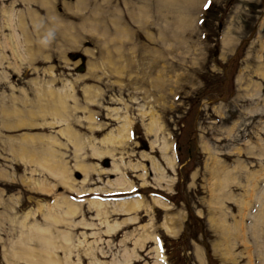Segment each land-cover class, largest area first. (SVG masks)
I'll return each mask as SVG.
<instances>
[{"label": "rangeland", "instance_id": "1", "mask_svg": "<svg viewBox=\"0 0 264 264\" xmlns=\"http://www.w3.org/2000/svg\"><path fill=\"white\" fill-rule=\"evenodd\" d=\"M10 8L24 15L32 31L25 44L33 55L21 62L7 43L12 26L5 18ZM31 14L41 16V35L34 30ZM107 48L120 53L127 65L123 73L108 76ZM90 68L108 77L88 78ZM50 79L55 87L64 80L74 82L76 97L66 98L64 112L86 137L80 152L61 136L62 123L34 114L39 104L36 83ZM93 83L102 88L96 102L86 100L82 91ZM86 103H92L93 120L101 126L89 124ZM114 107L128 115L130 135L110 145L114 156L95 158L92 141L98 145L119 125L108 114ZM0 113V264H30L13 250L20 235L18 223H46V205L61 196L72 197L81 210L72 218L75 224L54 225L79 226L81 218L91 222L88 232L103 234L98 242L106 256L99 258L107 262L114 254L122 257L124 248L132 249L146 230L157 233L160 243L145 238L130 264H153L157 255L164 256V264H264V238L256 237V226H247L253 224L250 212L257 211L254 191L244 185L248 172L264 174V0H0ZM153 117L174 154L172 166L152 144L154 133L146 130ZM47 135L57 137L54 150L66 164L70 181L85 191L72 189L33 160V152L48 154ZM22 144L31 151L25 158ZM115 156L126 164L137 163L123 168L131 189L112 191ZM216 160L222 169L239 168L221 198L211 189ZM153 163L166 179L156 180ZM35 180L47 181L52 188L39 190ZM92 188L102 191L87 193ZM153 194L166 198L168 206L154 204ZM127 195L140 196V208L130 214L110 208L104 218H93L89 199ZM248 201L250 205H244ZM132 216L133 221L127 219ZM119 222L114 234L107 235L104 226ZM31 242L43 259L46 245L40 235ZM83 264H89L87 258Z\"/></svg>", "mask_w": 264, "mask_h": 264}, {"label": "bare ground", "instance_id": "2", "mask_svg": "<svg viewBox=\"0 0 264 264\" xmlns=\"http://www.w3.org/2000/svg\"><path fill=\"white\" fill-rule=\"evenodd\" d=\"M10 10H12V11H10ZM10 10L6 11V18H5L6 23L8 25L12 26V28H11L12 32H11L10 36H8V42L7 43H9L10 46L13 47V52H14L15 56L17 57V61L21 62L23 57H26L28 55L31 57V55H33L32 53H29L30 52L29 46H28V48H26V46H27L26 44H28V43L25 44V41L28 38L30 41L31 37H30L29 33L32 34V31L30 30L28 24H26V21L24 19L23 14L17 13L13 8H10ZM143 11H145V10H143ZM40 17L41 16H39V15L31 14L34 30H35V32L36 31L39 32V35L42 34L41 32L44 29V27L41 26L42 23H40V22H42V21H41ZM19 29H21V31L23 32L22 34L19 32ZM119 29H118V31H119ZM44 31L46 32V30H44ZM69 35H71V34H69ZM76 37H77V39L75 41L78 40V36H76ZM26 42H28V41H26ZM114 47H116V46H114ZM114 50L115 49L112 50L111 48L110 49L107 48L105 50L106 54H107V60H108L106 62V64H107L106 69L110 73L108 76H111V74L114 72L120 73L122 71V73H123V69L125 68V66H127V65L123 64L122 61H120V59H119L120 53H116V51H114ZM124 62H125V60H124ZM94 66H96V68L99 67V65H94ZM108 76H103L102 73L98 75L94 71L93 68H90V71H89L87 77L88 78H94V79L100 78L99 80H101V79H103V77H108ZM116 79H118V78L116 77ZM53 83L54 82L52 79H50L48 82H43V84H42V81H38L36 83L38 90L37 89H35V90L38 91V93L36 91H35V93H37V97L39 99V101H38V99H36V101H38L39 104H37L38 107L35 110L34 114L35 115L39 114L42 117L44 116V114L49 115L50 119L48 121L45 119L46 122H51L54 124L62 123L63 125H62L61 131H60L61 136H63L64 138H67V140L69 139L70 142H73L76 145L77 152H80V151H78V149L80 148L79 146H81L84 142H86V137L79 135L80 133L76 129L73 128L70 115L66 114V112H64L65 108L67 106L66 105V98H68V97L75 98L76 97L75 94L73 93L74 82H71V80H69V81L64 80L60 86L57 85L58 87H55L53 85ZM82 91H83L84 98L88 101H91V102L98 101L100 99V96L102 95V88L98 84L95 85L94 83H93V85L82 87ZM35 96H36V94H35ZM14 100H16V99H14ZM40 102H41V104H40ZM91 104L90 103L85 104V109H87V112H88L86 115V118L89 119L90 125H92V126H99L100 125L101 126L100 122H99L100 124L98 122H96V123L94 122V120L96 119L95 118L96 114L91 110V107H90ZM74 105H75V103L73 104V106ZM76 106H77V103H76ZM78 109H79V107H78ZM120 111L121 110L118 107L110 108L108 110V114L112 116L111 119L115 120V122H118L117 124H119V125L117 127H115L114 129H111L110 131H108V133H106V135L101 139V141H102V142H100L101 144L99 143L97 145L95 142L92 141V143H94V144H92V150L94 152L93 154H94L95 158H99L105 153H109L112 156H114V150L115 149L110 145L115 144V143H123V141L126 138H128V135H130V119L128 118V115L126 113H120ZM1 112H3V111L1 110ZM29 112H30V110H29ZM93 118H95V119L93 120ZM46 122H45V124H47ZM38 123H40V122H38ZM41 123H42V121H41ZM159 128H160V124H159L157 117H153L152 121L146 126V130H148L151 133H154V140L152 141V144L158 145L159 150L161 152V155L163 157V160L166 162V164L168 166H172V165H174V154L171 150H169L170 144L166 140L165 136H163V137H161L162 135L160 136ZM96 129H98V127ZM47 138L48 139H44V140L47 143V147L50 148L48 151V154L43 152L42 156L40 157L38 155V154H40L39 152H38V154L33 152L36 150V149H34L32 151L33 152V154H32L33 160H36L42 167H47L49 170H51L54 173L55 176H57V177L60 176L61 181L64 184H66L67 186L73 187L72 189H74L78 192L79 191L80 192L85 191L79 187L74 186L72 184V181H70V174H69V170H67V168H66V164L63 162V160L60 161V157H58V153L54 150V148L56 146V144H54V143H56L58 141L57 137L55 135H47ZM89 140H88V142H89ZM81 142H83V143H81ZM20 148H21V151H23L21 157L24 156L23 158H25V156L28 153L31 155V153H30L31 151L29 152V150L25 146H23V144H22V146H20ZM170 151L172 153H170ZM112 160L113 161H112L111 170L115 171L116 175H117V178L112 182V187H113L112 191L119 190L118 192H121L120 190L124 191V190L131 189L133 184H131L130 179L126 175L127 173L125 171H123V168H124V166L131 167V165L133 166V164H134V166H136L137 163L126 164L122 161V159H120L118 157L116 158V156L113 157ZM220 163L221 162L218 160H216L214 162V175H215L214 177L215 178H214V182H212V185H211L212 186L211 189H212V191H214V194H215V192L219 193L217 198H221L226 193L227 188L231 184L232 180L235 178L234 177L235 173L239 169V168L236 169L235 166L232 167L231 169H227V168L222 169ZM78 166L83 168V169L84 168H86V169L90 168V166L84 165L81 163H78ZM152 167L154 169L155 178L158 182L160 180L162 181V179H166L164 170L160 166H158L156 163H153ZM89 175H90V172L87 171L85 179ZM254 175H255V173H254ZM261 175H263V176H261ZM261 175L253 176L252 173L248 172V181L244 184L246 187V190L248 192L254 191V194H253V197L255 198L254 204L256 203V208H257L256 213L250 212V214H251L250 217H251V220L253 221V224H250L247 226H256L257 227V229L254 232H255L256 237L259 239H260V237L264 238V209H263L264 201L262 202V199L264 198V185L263 184L261 185V183L264 181V174L261 173ZM34 184H36V186L38 188L40 187L39 190L42 189L45 191L46 190L50 191V189L52 188V186H50L47 181L35 180ZM157 187H159V185ZM96 189L92 188L87 193L93 194L94 192H98V191L101 193L102 190H96ZM103 197L96 196V197L88 200V204L90 206V209H92V213H94L93 218L98 217V216L100 218H104V216L107 215V213L109 211H111L110 208L112 210L116 211L117 213H126V214L129 213L130 214L132 211L134 212L135 210L140 208L139 206H141V203L143 202L142 199L140 198V196L139 197L128 196V195L122 196V197L117 196V198H115L113 200L112 199L105 200ZM105 197H108V196H105ZM152 200H153L154 204L156 203L157 205H160L162 207H165L166 203H167L166 198L164 200L163 197H161L157 194H153ZM246 204L250 205V201H248L247 203L246 202L244 203V205H246ZM46 206H47V208H49L48 212L45 213L46 223H44V224L37 223V225H34V224H31V225L26 224L25 225L24 218H26L28 215V214L27 215L25 214L26 216H24V218H23V221H24L23 225H19V223H18V226H20V228H19L20 235L12 243V245L15 247L13 249L14 252L21 254V256H25V257H22L23 261H27L30 264H83V260L86 258L88 259L89 264H130L133 260H136L134 258L135 249H137V247L140 243L145 242V240H144L145 238L146 239L151 238V239H154L156 241V243H160V241L157 239L158 238L156 235L157 233L156 234L154 232L150 233V232H147L145 230V231L141 232L138 237L135 238L134 247H132V249H125L124 248L122 250V253H121L122 257H120L118 259L116 254H114V257L112 258L111 262H107L105 260H102V258H99V256L100 257L106 256L105 250L103 249L102 246L99 245L100 243L98 242V238L103 236V234H101V231H98L99 233L98 232L96 233L95 231L88 232V229L91 228V225H90L91 222L88 223L87 220H84V218H81L78 221L79 226H63V228H60V226L54 225L55 223H58L60 221H62L63 223H71L72 225L75 224V222H73L72 218L76 215L77 212H79L81 210V208L79 206V202L74 201V199L72 197L70 199L67 196L66 197L61 196V197H58L57 200L52 205H46ZM29 214H31V216H32V214H34V213L29 212ZM241 214H242V212H241ZM222 216H224V215H221V217ZM127 219L132 220V219H134V217L132 216V217H129ZM169 219H170V217H169ZM211 219H214V218L211 217ZM80 223H82L83 225H86V226H82V224L80 225ZM119 224H120V222L116 223V224H110L108 226H104L107 228L105 230L108 233L107 235H113L115 230L120 227ZM170 228H171V226H170ZM170 228L168 227V228H166V230L168 232H170ZM30 233L32 234L31 237H29ZM36 234L40 235L42 241L46 245V248H42V251L45 252L44 253L45 256L43 255L44 256L43 259L40 258L42 253H39L38 250L35 249L34 244L31 242V241H34V235H36ZM95 235H96V237H95ZM127 236H128V234L126 233L124 235V239L122 240V242L125 241ZM88 237L89 238L94 237V239H92V238L89 239ZM29 242L32 244L31 245L28 244ZM23 243L26 245H23ZM158 250H160V249H158ZM59 251H62L61 255H59V253H58ZM156 254H158V253H156ZM73 256H74V258H73ZM163 257H164L163 255L155 256V261L153 264H164L162 261ZM15 263L18 264V261H16Z\"/></svg>", "mask_w": 264, "mask_h": 264}, {"label": "water", "instance_id": "3", "mask_svg": "<svg viewBox=\"0 0 264 264\" xmlns=\"http://www.w3.org/2000/svg\"><path fill=\"white\" fill-rule=\"evenodd\" d=\"M73 57H76V53L73 54ZM82 67V66H81Z\"/></svg>", "mask_w": 264, "mask_h": 264}]
</instances>
